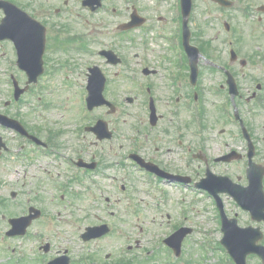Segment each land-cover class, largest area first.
<instances>
[{"label":"rangeland","instance_id":"374dc122","mask_svg":"<svg viewBox=\"0 0 264 264\" xmlns=\"http://www.w3.org/2000/svg\"><path fill=\"white\" fill-rule=\"evenodd\" d=\"M19 1L24 3L26 0ZM141 2L142 6L146 5L151 8L150 18L156 26L151 33L153 37L149 38L146 43L140 41L141 33L138 31L128 34L121 32L120 34L119 25L129 19L128 11L131 12L134 0H107V11L102 10L96 15L78 9L82 15L81 18L76 14L68 17L65 23L60 19L65 26L58 35L56 53L53 57L57 62L63 64L64 68L56 72V76L53 78L54 81L45 77L46 82L49 80L53 82L54 91L53 94L52 92L42 94L45 101L51 104L53 102L55 106L49 111L39 109L44 114L41 117L38 112L31 109L30 104L27 105L28 103L21 109L24 114H27V116L22 115L24 118L21 119H25L27 124V121H29L33 126L28 125L34 127L35 130H41L38 135L41 139L48 136V133L54 132L48 129L50 126H55V130H60L62 133L60 142L64 146H61L60 153L53 154V157H55L54 164H56L57 170L62 173V177L58 181L59 186L68 183L69 177L75 171L77 172L74 166L68 165V160H77L79 157H85L84 159L87 161H91L92 158L97 160L98 164H102L99 169L101 174H109L104 175L103 178L97 175L99 178L96 177L97 181H93L91 175L95 171H91V175H80L78 177L80 182H75L77 183L73 186L75 190L90 189L92 191V194H86V198L82 199L85 201L77 200L88 211H77L74 207L66 206L67 201L62 200L61 202V190L47 178L43 169H41L50 168L52 162L50 157L40 158L38 165H32L29 174L27 171L29 170L28 167L31 166L30 162L18 160L12 153L7 152L4 157L0 158V202L3 203L0 211V236L4 234L5 229H8V216L20 214L23 209V206L18 207L16 205L15 207V201H23L31 191L32 198L34 197L32 204L36 202L37 207H44L48 215H43L34 222L29 231L37 232L39 230L41 232H39V235H42L43 238V244L45 242L46 244L50 243V251L55 248L52 244L61 248L70 247V254L75 258L74 264H89L91 261L98 264H187L188 260H191V264H222L220 260L215 262L213 259L218 260V258L226 255L224 251L217 249L213 253L206 247L201 248L206 245L207 239L213 241L216 238V232L220 233L218 223L215 222L217 208L212 203L211 197L204 196L199 191L194 192L197 190L182 189L181 191L170 186L169 191H166L167 197L164 198V195L161 196V189L158 188V185H145L147 181L143 179L142 173H137L130 165L124 167V164L130 162V159L124 155L125 151L134 150L130 148L128 134L133 133V127L137 124L134 114L139 107L137 102L130 103L124 99L126 96L135 99L136 85L133 84L131 78L127 77H132L137 67L141 68V65H136L138 57L135 54L143 53L147 48L146 45L149 46V51L146 54L152 65V67L149 66V69L153 66L164 68L163 61L159 59L160 56H165L167 53L168 55L173 53L172 56H175L173 51H169L168 33L163 28H159L158 24L165 27L172 18L179 17L177 0H141ZM198 2L200 3V0ZM74 5L79 7L80 1L74 0ZM198 6H201V3ZM201 7V10H194L193 20H201L205 33L213 32L215 28L218 29L219 21L214 19L215 13L204 6ZM113 8L120 10L123 14H116ZM127 8L130 9L126 11ZM159 15L164 16L166 20L160 21ZM160 32L166 38L159 37ZM102 47H114V50L124 58L123 64L118 66L107 64L105 59L97 52ZM86 49L88 50L86 51ZM3 62L0 59V66ZM257 63L258 61H252L253 65ZM71 65L75 69L74 73L70 72L69 67ZM90 65L101 66L114 82L121 81L122 78L126 79L122 82V87H117V84L114 83L116 88L110 87L105 90V98L108 101L112 98L120 101L116 111L108 112L107 109L110 106L104 104L102 108H95L91 111L88 114L90 118H87V116V119L84 120L80 114L85 104L86 90L84 91V87L87 84V73ZM3 82L4 79L0 81V88H6L2 86ZM206 96L208 99L205 104L206 107L210 103L218 105L214 92L208 93ZM0 97V101H4L8 99L9 95L4 93ZM30 100L35 102V100ZM9 111L10 109H7V113ZM47 115L51 118V121H47ZM99 118L110 121L111 128L115 129L116 136L111 142L100 141L93 133L85 132L84 129H82V132L86 135L85 141L80 138L84 136L75 134L76 128H82L86 124L91 125ZM161 136L166 138L167 135L161 134ZM240 143L238 141L236 143L238 148L242 144ZM120 144H123V146L121 147ZM215 155L216 153L213 152L212 156ZM189 159H192L190 155ZM116 162H119L118 167L115 165ZM103 164L110 167L114 166V168L106 170L103 168ZM183 168L184 172H190L193 175L200 176L205 173L204 169H202L203 172L197 173L195 164L190 166L188 171H185L187 167L184 166ZM50 169L54 170L53 167ZM130 173L133 174L132 177L136 180L130 179ZM23 174L27 175L29 180H26L27 183H24ZM81 174L83 173L81 172ZM35 175L40 177L37 179L38 176ZM113 176L118 177L125 186L126 192L124 194L133 199L131 206L118 187H115L116 183ZM16 191L15 195L14 192ZM12 197L16 199L14 200ZM107 199H110V205H107V210L105 205V213L108 215L105 218L110 221L113 220L116 228L104 239L84 242L81 238V232L88 225L98 224L101 215L104 218V211L99 206L101 205L104 210L103 203H106L105 200ZM95 200L98 202L95 203ZM58 202L61 204H58ZM226 207L228 209V206ZM58 210L61 213L60 216L57 215ZM89 211H92L91 215H88ZM233 211H235L234 208ZM233 211L231 210V213ZM2 212L7 215L5 218H3ZM168 214H170V218L167 216ZM241 214L244 215L241 220L242 224L253 223L246 214ZM184 223L193 225L195 230L190 236L186 237V243L184 241L186 245L183 244L182 254L176 257L173 254L171 255L169 250L162 247L163 239L170 234V231L176 229V225ZM261 226L264 229V224H261ZM7 238L6 243L3 245L5 249L0 248V264H45L48 257H50V253L45 254L42 250L41 252L38 251L39 243H37L35 237L31 236L30 239L25 240ZM137 239H139V247H136L135 242ZM129 243L133 249L129 253H123L121 249L125 250ZM259 243L264 244V237ZM11 253H14L16 257H12ZM255 263H257V260H255Z\"/></svg>","mask_w":264,"mask_h":264},{"label":"flooded vegetation","instance_id":"af4514ba","mask_svg":"<svg viewBox=\"0 0 264 264\" xmlns=\"http://www.w3.org/2000/svg\"><path fill=\"white\" fill-rule=\"evenodd\" d=\"M192 1L193 13L194 10H201V6L213 11L214 19L219 21V28L205 33L201 20H193L192 15L191 38L188 41L185 37L184 21L182 20V27L179 29V26L175 25L178 22L174 23L171 20L165 26V31L171 36L169 46L175 56H172V53L159 58L163 61L164 68L153 66L149 69L151 64L149 65L146 57L147 48L143 53L135 54L138 57L136 65H141V68L137 67L131 78L136 85L135 99L128 97L127 101L137 102L139 107L136 111L138 115L134 116L137 124L133 127V133L128 134V142L134 150L125 151L124 155L127 153L128 157L141 159L140 162L144 163V166H140L135 160H132L131 164L142 171L143 179L148 180L145 185H158L159 189L187 186L181 178L171 179L173 176H190L193 182L201 180L205 173L196 176L184 172V166L187 167L185 171H188L194 164L197 173L203 172L202 169L206 172L210 168L214 173L228 176L234 182L246 186L249 183L247 169L251 165L255 164L257 168L264 170V0H200L201 6H198L200 4L198 0ZM72 3L70 0L25 1V8L46 27L47 43L43 77L54 75L52 73L60 70L61 63L57 62L53 55L56 53L60 30L65 20L74 13ZM141 3V0H136L135 7L146 16L147 22L134 32H140V41L146 43L151 30L155 28V23L150 18L151 8L142 6ZM114 11L118 10L114 8ZM3 15V11L0 10V20ZM159 20L166 19L160 16ZM4 44L8 46V50L2 54L4 58L1 60L4 62L0 66V80L10 74L8 71L11 68L7 65L6 58L13 59L16 56L12 42H0V46ZM190 44L198 49L200 57L198 74L195 78L192 77L190 64ZM178 45L181 52L178 51ZM253 60L258 63L253 65ZM22 74L26 77L25 72ZM124 79L126 78L114 82L108 77L106 90L110 87L116 88L114 83L117 87H122ZM232 79L236 85L235 93L232 90ZM6 80L7 77L2 86L7 88L1 87L0 95L4 93L11 95L13 91L12 84H7ZM22 85V87L27 86L26 80L22 81ZM33 86L22 96L21 109L26 105V101L32 98ZM144 87L147 88L148 94L143 92ZM213 92L218 105L210 103L206 107L205 104L208 102L206 94ZM117 108L118 106L115 105L113 112ZM7 109H10L8 113ZM0 111L8 115H21V118L22 115L27 116L12 107L8 100L0 101ZM22 121L30 133L35 135L41 133V130L31 127L33 125L29 121L27 122L31 126L25 119ZM108 123L112 133L110 137L102 139L103 142H111L116 136L110 121ZM48 129L54 132L42 138L47 145H41L55 147L60 136L55 132L54 127L50 126ZM0 134L5 141L8 139L1 126ZM161 134H166V138H162ZM81 135L86 138L85 133ZM22 139L29 146L36 145V142L27 136ZM237 141L243 144L240 143V148L236 146ZM120 146L122 147L123 144ZM213 152L216 153L215 156H212ZM189 155L192 159H189ZM92 161L97 163V168L102 166L93 158ZM118 164L119 162H116L115 165ZM103 168L110 170L114 166L103 164ZM84 171L90 170L84 169ZM146 174L150 175V178H145ZM220 196L228 217L238 219L239 225L243 228L253 226L264 233L261 226L264 221H253L252 214L242 209L231 195L220 194ZM217 210L219 214L217 211L215 222L218 223L220 233L216 232V238L218 234L219 241L222 236V219L218 207ZM241 213L246 214L253 223L242 224L244 215ZM253 233L256 235V230H253ZM247 261L248 264H261V260L256 255H249ZM230 264H236L232 257Z\"/></svg>","mask_w":264,"mask_h":264},{"label":"water","instance_id":"95a60500","mask_svg":"<svg viewBox=\"0 0 264 264\" xmlns=\"http://www.w3.org/2000/svg\"><path fill=\"white\" fill-rule=\"evenodd\" d=\"M183 1V7H184V13L185 15L189 13L190 8H191V0H182ZM89 3H98V5L101 4V0H85V4H89ZM9 8H8V13H9V23H7V25L5 26L2 25L1 27L5 29V31H7V35L9 37H12L15 41L16 44L18 45V48L20 51H22L23 53H25V46L27 43V39L25 37V25L22 24V18L19 17L18 15H16V12L19 10H17V7L15 5L12 4H8ZM21 11V10H19ZM138 20L137 17L133 16V20L130 22V24H127L125 27L126 28H131L134 26H137L139 22H136ZM142 21V20H141ZM43 36V33L41 34ZM21 53V52H20ZM43 53V52H41ZM40 53L39 58H31L27 59L25 57H23L22 55V60H21V66L26 68L25 66L29 65H33L35 69V73L33 74V77L35 78L37 75H39L41 73V67H42V54ZM192 59L197 60V58H195L194 56H191ZM41 58V59H40ZM111 61H117L115 59L114 56L111 57ZM92 70V77H91V85H90V90H91V96H90V102H91V107L95 106V105H99L102 103V101L104 102V97H103V89H104V77L102 72L98 69V68H94L91 69ZM103 122L100 121V123L98 124V126L95 129H98V132H102V126H103ZM206 181H204V183L202 182V186H204L205 188H207L210 192L215 193L218 190V186H216V183L212 182V181H207V183H205ZM224 187H228L227 185H224ZM262 185H261V179L258 181L257 185H254V188L252 190L249 189H244L242 191L237 192V198L239 199V201L246 206L250 204V198L251 196L255 195H259V198L262 199L263 197V192L261 191ZM225 189V188H224ZM227 190V189H226ZM231 191V190H229ZM251 206V205H250ZM253 208V206H251ZM18 227H16V231H17ZM16 231H14L13 233H15ZM93 235V233H89L86 234V238ZM182 237V236H181ZM259 254L264 256V249L259 248L258 249ZM50 264H67L66 261H52L50 262Z\"/></svg>","mask_w":264,"mask_h":264}]
</instances>
